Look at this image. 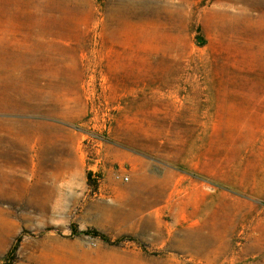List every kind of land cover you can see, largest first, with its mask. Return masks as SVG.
<instances>
[{
  "label": "rangeland",
  "instance_id": "obj_1",
  "mask_svg": "<svg viewBox=\"0 0 264 264\" xmlns=\"http://www.w3.org/2000/svg\"><path fill=\"white\" fill-rule=\"evenodd\" d=\"M17 8L0 264H264V0Z\"/></svg>",
  "mask_w": 264,
  "mask_h": 264
},
{
  "label": "crops",
  "instance_id": "obj_2",
  "mask_svg": "<svg viewBox=\"0 0 264 264\" xmlns=\"http://www.w3.org/2000/svg\"><path fill=\"white\" fill-rule=\"evenodd\" d=\"M40 0H0V31L6 28H18V26H8L9 20L15 22V15L18 14V6L24 7V24L21 25V28L33 29V10L32 7L35 4L39 5ZM23 11V9H22ZM13 17H11L12 15ZM37 16V14H36Z\"/></svg>",
  "mask_w": 264,
  "mask_h": 264
},
{
  "label": "built area",
  "instance_id": "obj_3",
  "mask_svg": "<svg viewBox=\"0 0 264 264\" xmlns=\"http://www.w3.org/2000/svg\"><path fill=\"white\" fill-rule=\"evenodd\" d=\"M128 179L127 178H124V181H127Z\"/></svg>",
  "mask_w": 264,
  "mask_h": 264
}]
</instances>
